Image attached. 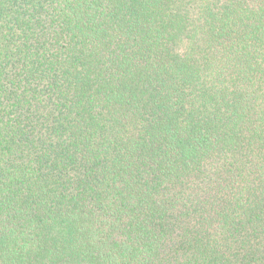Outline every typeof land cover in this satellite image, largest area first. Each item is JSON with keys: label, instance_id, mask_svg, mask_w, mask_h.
Segmentation results:
<instances>
[{"label": "trees", "instance_id": "1", "mask_svg": "<svg viewBox=\"0 0 264 264\" xmlns=\"http://www.w3.org/2000/svg\"><path fill=\"white\" fill-rule=\"evenodd\" d=\"M0 264H264V0H0Z\"/></svg>", "mask_w": 264, "mask_h": 264}]
</instances>
